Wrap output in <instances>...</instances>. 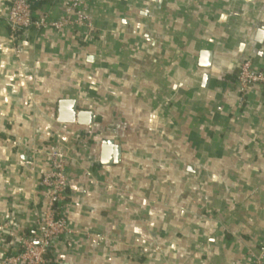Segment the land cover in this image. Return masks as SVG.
I'll list each match as a JSON object with an SVG mask.
<instances>
[{"label": "crops", "instance_id": "0c3cea01", "mask_svg": "<svg viewBox=\"0 0 264 264\" xmlns=\"http://www.w3.org/2000/svg\"><path fill=\"white\" fill-rule=\"evenodd\" d=\"M43 1L34 19L68 17L70 0ZM81 1L90 36L30 28L12 42L0 0V264L35 232L55 140L70 232L46 264H253L264 86L241 99L235 76L247 60L264 70V0ZM62 100L94 121L58 123ZM104 141L118 163H101Z\"/></svg>", "mask_w": 264, "mask_h": 264}, {"label": "built area", "instance_id": "2783aa9c", "mask_svg": "<svg viewBox=\"0 0 264 264\" xmlns=\"http://www.w3.org/2000/svg\"><path fill=\"white\" fill-rule=\"evenodd\" d=\"M9 4L6 25L11 41L30 28L51 29L57 32L76 29L90 36L94 26L87 4L81 0H70L65 6L68 17L51 19L48 14L34 19L29 0H7ZM235 85L241 99L253 87L264 86V70H256L250 61H244L235 76ZM49 169L41 175L40 187L45 204L38 213L35 232L30 237H17V251L6 257L2 264H46L47 254L55 239L68 234L66 216L68 204L66 163L67 155L62 145L52 141L47 148ZM253 264H264V251L253 258Z\"/></svg>", "mask_w": 264, "mask_h": 264}, {"label": "water", "instance_id": "95a60500", "mask_svg": "<svg viewBox=\"0 0 264 264\" xmlns=\"http://www.w3.org/2000/svg\"><path fill=\"white\" fill-rule=\"evenodd\" d=\"M163 1V0H160ZM252 1V0H247ZM262 36V33H258ZM211 54L209 52H201V67L210 66ZM94 121L92 113L87 111H79L77 105L71 100H62L58 103L57 122L61 124L76 123L78 125H90ZM120 160V148L115 146L111 141H104L101 149V163L103 165L116 164Z\"/></svg>", "mask_w": 264, "mask_h": 264}, {"label": "trees", "instance_id": "16d2710c", "mask_svg": "<svg viewBox=\"0 0 264 264\" xmlns=\"http://www.w3.org/2000/svg\"><path fill=\"white\" fill-rule=\"evenodd\" d=\"M29 1L31 3L32 11H35L36 9H38L39 7H41L42 4H43V2H44L43 0H29ZM39 17H41V16H39Z\"/></svg>", "mask_w": 264, "mask_h": 264}]
</instances>
